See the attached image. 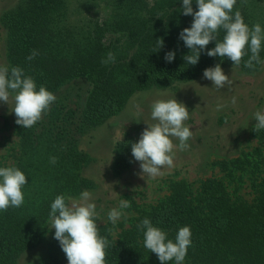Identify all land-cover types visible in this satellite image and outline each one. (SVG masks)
Instances as JSON below:
<instances>
[{
	"label": "trees",
	"instance_id": "trees-1",
	"mask_svg": "<svg viewBox=\"0 0 264 264\" xmlns=\"http://www.w3.org/2000/svg\"><path fill=\"white\" fill-rule=\"evenodd\" d=\"M75 1L89 8L102 5L107 15L74 18V0H16L0 19L8 68H21L34 79L37 90L44 86L57 98L31 128L15 123L17 150L9 165L0 162V167H17L27 179L22 206L0 211V264H18L42 244L50 205L57 195L75 197L93 188L92 181L81 174L90 162L82 144L92 130L119 114L132 95L193 81L216 64L248 73L261 65L244 66L251 55L247 46L239 66L227 57L207 56L215 41L206 46L196 65L186 64L183 56L190 50L179 33L190 28L193 17L182 14V0ZM192 8L198 10L195 0ZM237 10L250 29L258 23L264 30V0H236L233 14ZM225 34L218 30L217 40L222 41ZM157 39L163 40V47L156 52ZM33 50L37 55L28 60ZM169 51L175 52L171 63L164 59ZM108 52L115 54V62L102 64ZM259 56L264 61V41ZM256 138L263 144L264 129ZM131 143L133 138L126 137L114 146L113 167L118 172L131 164ZM53 156L55 165L50 163ZM214 166L231 181L235 172H250L251 198L244 199L237 189L230 192L215 177L202 180L197 189L185 181L172 182L163 199L139 210L118 235L96 221L100 236L109 242L105 264H160L156 254L143 246V231L137 225L144 218L173 241L179 228L190 227L191 246L182 264H264L261 148ZM64 262L65 254L56 242L42 264Z\"/></svg>",
	"mask_w": 264,
	"mask_h": 264
},
{
	"label": "rangeland",
	"instance_id": "rangeland-1",
	"mask_svg": "<svg viewBox=\"0 0 264 264\" xmlns=\"http://www.w3.org/2000/svg\"><path fill=\"white\" fill-rule=\"evenodd\" d=\"M16 0H0V19ZM74 18L84 19L107 15V8L102 5L89 8L74 0L71 7ZM5 30L0 24V66H7ZM223 73L232 80V85L219 90L210 80L203 78V73L195 80L174 83L167 87H153L137 92L125 103L122 111L109 118L88 134L82 147L88 154L89 163L82 169L83 177L93 183L92 203L99 214L97 223L109 225L114 236L127 228L139 210L157 204L168 194L169 186L175 181H185L197 189L202 180L210 177L222 179L228 190L237 189L244 199H250V172H235L231 181L226 172H221L217 161H232L243 154L252 153L256 147L262 150L263 144L256 138L258 131L254 125V113L264 110V63L254 72H244L236 67H224ZM194 82V83H193ZM175 98L189 111V119L184 124L193 135L188 140L190 147L180 151L174 148L173 166H164L163 175L155 178L142 177L140 162L132 156L128 169L116 171L113 167L114 146L126 137L138 142L140 134L154 123L151 119V105L156 100ZM236 103L232 104V98ZM223 105L217 110V105ZM13 101L8 104L0 101V162L9 165L18 147L15 120L12 112ZM174 145L179 141L172 138ZM254 141V142H253ZM242 174V175H240ZM240 177V178H238ZM109 185V186H106ZM116 193L118 196L113 194ZM74 197V196H73ZM75 197H79L75 196ZM121 199L129 200L130 207L123 209V216L113 225L108 220V212L119 206ZM55 229L49 230L42 244L25 254L18 264H42L47 259L51 245L58 242L54 237ZM64 264H68L65 256Z\"/></svg>",
	"mask_w": 264,
	"mask_h": 264
},
{
	"label": "clouds",
	"instance_id": "clouds-1",
	"mask_svg": "<svg viewBox=\"0 0 264 264\" xmlns=\"http://www.w3.org/2000/svg\"><path fill=\"white\" fill-rule=\"evenodd\" d=\"M197 11L193 12L192 0H182V14L192 16L190 28H185L179 33L190 54L183 56L188 65H196L200 54L206 46L215 41V47L206 52L209 57H227L233 65L239 66L242 58L247 54L246 46L251 52L245 62L246 68H253L255 64L264 63L260 60L259 53L264 41V30L260 24H255L250 29L245 24L239 10L233 14L236 0H195ZM223 29L225 35L222 41L217 40L218 30ZM157 50L163 47V40L157 39ZM37 55L33 50L27 57L32 60ZM115 54L107 53V59H102V64L115 62ZM175 52L165 54V61L171 63ZM203 78L210 80L217 90L232 85V80L223 73L220 64L203 71ZM194 83V82H193ZM10 96L13 101L12 112L16 116L15 123L24 128H31L42 118L56 101V96L44 86L37 85L31 76H26L19 67L0 66V101L8 104ZM232 104L236 98H232ZM223 105H217L219 110ZM151 119L154 123L146 124L147 127L140 134L138 142L131 143V154L140 162L143 176L155 178L163 175L164 166L172 167L174 148L180 151L187 150V143L193 133L184 124L189 119V111L183 103L175 98L156 100L151 105ZM256 130L264 129V110L254 113ZM172 138L179 141L174 145ZM254 142V141H253ZM50 163H57L56 157H50ZM27 183L25 174L17 167H0V211L9 207L19 208L24 203L23 186ZM109 186V185H106ZM114 195L118 196L113 192ZM93 196L89 191H83L79 197L57 195L50 205L48 216L49 230L55 229L54 239L66 256L68 264H105V249L109 246L106 238L101 237L96 221L99 214L96 205L92 203ZM129 200L121 199L119 206L108 212V220L115 225L123 216L127 219L123 209L129 208ZM137 228L143 231V246L151 253H155L160 264L175 261L182 264L187 250L191 246V231L189 226L179 228L175 241L167 238V233L154 227L150 219L144 218Z\"/></svg>",
	"mask_w": 264,
	"mask_h": 264
}]
</instances>
